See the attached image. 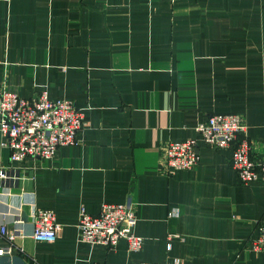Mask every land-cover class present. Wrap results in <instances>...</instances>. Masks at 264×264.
Listing matches in <instances>:
<instances>
[{
    "label": "crops",
    "instance_id": "obj_1",
    "mask_svg": "<svg viewBox=\"0 0 264 264\" xmlns=\"http://www.w3.org/2000/svg\"><path fill=\"white\" fill-rule=\"evenodd\" d=\"M3 87L68 98L84 121L78 144L19 162L0 131V167L24 177L0 180V223L20 231L1 264H264L251 245L264 181L242 183L231 148L201 141L200 163L174 173L165 155L202 118L235 112L264 158V0H0ZM127 201L140 250L79 239L82 208ZM33 208L55 212V241L33 237Z\"/></svg>",
    "mask_w": 264,
    "mask_h": 264
},
{
    "label": "built area",
    "instance_id": "obj_2",
    "mask_svg": "<svg viewBox=\"0 0 264 264\" xmlns=\"http://www.w3.org/2000/svg\"><path fill=\"white\" fill-rule=\"evenodd\" d=\"M83 121V111L68 98H50L46 90L32 97L21 96L16 90L5 87L0 90L1 145L10 149L11 162L23 161L27 157L51 158L59 147L78 144ZM196 130L198 138L173 140L165 145L169 173L198 165L202 141L214 148L232 149L231 165L242 183L258 179L264 181V158L257 161L252 156L250 142L244 135L246 127L238 113H211L198 122ZM23 178L17 168L0 167V180L3 183H15ZM178 214L176 207L169 212L170 217ZM31 215L33 237L38 241H55L60 227L55 212L33 208ZM16 221H20V218L17 217ZM137 221L134 204L130 201L102 203L100 211L94 214L82 208L77 222L79 239L110 247L124 239L131 250L138 251L143 246L144 237L135 232ZM19 233L18 229L0 223V264L3 257L12 254L13 241ZM251 245L253 249L264 252V215L258 222ZM170 246L168 243L167 247ZM138 264H181V259L140 261Z\"/></svg>",
    "mask_w": 264,
    "mask_h": 264
}]
</instances>
